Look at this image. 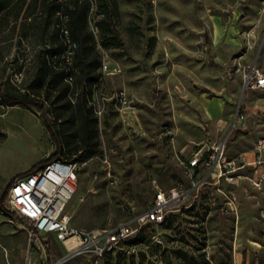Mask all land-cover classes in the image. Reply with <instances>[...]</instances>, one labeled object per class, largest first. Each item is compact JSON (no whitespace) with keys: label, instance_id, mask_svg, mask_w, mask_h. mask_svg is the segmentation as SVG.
<instances>
[{"label":"rangeland","instance_id":"obj_1","mask_svg":"<svg viewBox=\"0 0 264 264\" xmlns=\"http://www.w3.org/2000/svg\"><path fill=\"white\" fill-rule=\"evenodd\" d=\"M61 1L74 8L76 0ZM89 1L84 47L90 75L102 78L96 85L86 84L76 55L69 64L51 59L61 35L47 0H0V89L41 105H8L0 96V197L44 165L57 147L54 131L60 157L78 163L67 210L79 228L131 219L159 188L189 191L163 223L143 225L105 256L61 264H185L180 251L209 264H264L263 186L210 178L199 187L186 168L200 148L225 142L237 157L264 136V88L244 90L235 72L253 61L264 67V0ZM120 90L133 107L116 100ZM239 108L245 118L236 123ZM5 206L0 264H56L68 253L55 234L33 244L30 222L9 208L8 194Z\"/></svg>","mask_w":264,"mask_h":264},{"label":"built area","instance_id":"obj_2","mask_svg":"<svg viewBox=\"0 0 264 264\" xmlns=\"http://www.w3.org/2000/svg\"><path fill=\"white\" fill-rule=\"evenodd\" d=\"M58 13L62 17L66 16L60 11ZM62 30L66 44L62 58L69 64L75 57L78 44L65 26ZM107 68L108 63L104 61L102 70L106 72ZM235 72L242 76L244 90L264 88V67L256 61L237 65ZM67 78L72 80L73 74L67 75ZM115 98L118 102L133 107L123 90L118 91ZM244 118L245 113L239 108L235 122H243ZM253 154V160L245 153L230 157L225 142H219L207 151L198 149L188 159L186 168L192 178L198 177L196 185L199 187L210 178L214 179V184L222 181L237 184L241 179L247 178L255 186L261 187L264 182V136L256 140ZM250 167L254 168L256 175L248 173L247 169ZM77 181L78 163L57 157L40 168L15 178L8 188L9 208L30 222V241L43 247L42 238L55 234L68 248V253L61 258L63 261L86 253L105 256L137 234L143 225L163 223L171 211L180 208L189 194L182 184L169 189L159 188L147 208L129 220L108 228H79L73 225L72 214L67 210V205L77 190ZM231 202L233 201L230 200L229 203ZM71 238H76L77 243L69 244L68 240Z\"/></svg>","mask_w":264,"mask_h":264},{"label":"trees","instance_id":"obj_3","mask_svg":"<svg viewBox=\"0 0 264 264\" xmlns=\"http://www.w3.org/2000/svg\"><path fill=\"white\" fill-rule=\"evenodd\" d=\"M46 5L48 6L50 13L55 17V26L57 29V32L61 35V44L57 45L56 47L52 48L50 50V57L55 63L57 62H66L64 59L61 60V57L63 56V53L66 49V44L64 41V32L62 28L65 26L72 37L74 41L77 42L78 46L76 49V57L80 58L82 60V78H85L86 84L90 85H96L100 82L99 76L92 78L90 75V70L88 68V62L87 57L88 53L85 45V28L86 24L89 20V13L92 9L91 2L89 0H76L74 4V8H68L65 6L64 2L61 0H47ZM61 12L63 15H66L64 17L61 16L58 12ZM97 17L98 19H103L106 16L105 10L100 6L96 9ZM80 46V49H79ZM80 51V52H79ZM48 61V60H47ZM55 63L47 62V64L55 66ZM65 64H68L66 62ZM68 66H65L62 69V73L69 75L73 74V70H68ZM0 96L2 97L3 101L8 105H22V106H36L41 107L40 104L37 102L29 99L26 96H15L8 94L0 89ZM43 122L46 125V127L49 130H52L51 124L48 122L46 118H43ZM57 136L58 134L56 132H52V137L56 141V150L46 159L44 164L52 159H55L57 157H60L61 153L63 152V148L60 144L57 143ZM10 185V184H9ZM8 185V188H9ZM8 188L7 190L1 195L0 197V205L1 208L4 211H8L7 207L5 206V200L6 195L8 194ZM29 222V221H28ZM179 257L184 261L185 264H209L207 260L205 259H198L193 255H189L186 252L180 251ZM49 264H53V261L49 260Z\"/></svg>","mask_w":264,"mask_h":264},{"label":"crops","instance_id":"obj_4","mask_svg":"<svg viewBox=\"0 0 264 264\" xmlns=\"http://www.w3.org/2000/svg\"><path fill=\"white\" fill-rule=\"evenodd\" d=\"M231 84H233V83H231ZM233 86H234V84H233ZM227 95H229V96H231V97L233 98L232 93H229V94H227ZM227 99H228V98H227ZM227 107H228V106H227V104H226V106H225V112H226V108H227ZM226 113H227V112H226ZM206 114H207L209 117L212 116V114H210V113H207V112H206ZM244 153L247 155V157H248L250 160H253V158H254L253 150H251V151H246V152H244ZM249 153H251V154H249ZM247 171H248V173L251 174V175H256V174H257V172H254V168H252V167L248 168ZM258 171H259V170H258ZM243 179H244V178H243ZM245 179H247V178H245ZM241 181H243V180H240V182H241ZM262 186H263V192H264V182H263ZM262 186H261V188H262Z\"/></svg>","mask_w":264,"mask_h":264},{"label":"bare ground","instance_id":"obj_5","mask_svg":"<svg viewBox=\"0 0 264 264\" xmlns=\"http://www.w3.org/2000/svg\"><path fill=\"white\" fill-rule=\"evenodd\" d=\"M68 242H69V244H75V243H77V240H76V238H71L70 240H68ZM63 262H65V261L60 259L57 264H61Z\"/></svg>","mask_w":264,"mask_h":264}]
</instances>
